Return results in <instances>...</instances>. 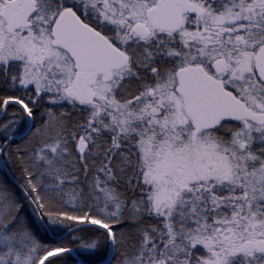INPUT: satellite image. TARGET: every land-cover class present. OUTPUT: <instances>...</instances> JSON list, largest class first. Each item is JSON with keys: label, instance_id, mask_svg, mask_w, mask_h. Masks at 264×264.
Listing matches in <instances>:
<instances>
[{"label": "snow or ice", "instance_id": "obj_1", "mask_svg": "<svg viewBox=\"0 0 264 264\" xmlns=\"http://www.w3.org/2000/svg\"><path fill=\"white\" fill-rule=\"evenodd\" d=\"M0 264H264V0H0Z\"/></svg>", "mask_w": 264, "mask_h": 264}]
</instances>
